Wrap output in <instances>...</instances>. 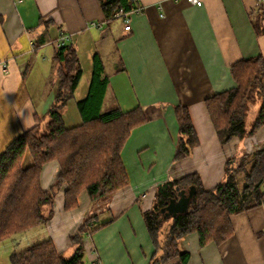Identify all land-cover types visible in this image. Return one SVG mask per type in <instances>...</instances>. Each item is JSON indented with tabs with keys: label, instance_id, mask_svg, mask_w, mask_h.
I'll list each match as a JSON object with an SVG mask.
<instances>
[{
	"label": "crops",
	"instance_id": "0c3cea01",
	"mask_svg": "<svg viewBox=\"0 0 264 264\" xmlns=\"http://www.w3.org/2000/svg\"><path fill=\"white\" fill-rule=\"evenodd\" d=\"M201 2L197 7L184 0H137L142 10L131 17L130 31H124L119 20L105 22L98 0H0V153L18 134L46 122L57 79L53 56L62 34L75 47L82 71L73 98L61 111L74 110L70 126L81 122L76 103L87 96L95 54L109 80L102 111L105 104L108 110L124 111L137 105L161 107L160 116L130 132L120 152L128 184L105 206L112 222L83 239L86 262L150 264L153 246L142 213L151 209L157 184L197 173L203 187L211 189L223 180L228 157L264 148L262 129L221 145L204 103L235 87L233 63L264 58V0ZM112 55L116 63L109 73L106 60ZM178 104L187 107L199 145L173 162ZM57 172L56 161L43 165V190L50 189ZM65 189L62 185L53 196L46 225L23 238L25 246L49 237L58 252L72 253L70 237L87 214L100 209L82 190L77 205L65 210ZM229 217L233 232L226 240L201 247L191 233L178 243L188 254L186 261L175 257L164 264H264V203Z\"/></svg>",
	"mask_w": 264,
	"mask_h": 264
},
{
	"label": "trees",
	"instance_id": "16d2710c",
	"mask_svg": "<svg viewBox=\"0 0 264 264\" xmlns=\"http://www.w3.org/2000/svg\"><path fill=\"white\" fill-rule=\"evenodd\" d=\"M98 3L107 23L114 20L119 7L129 11L138 6L137 0ZM98 57H93L87 96L76 103L81 122L67 126L61 111L73 98L82 71L72 44L56 46L53 60L57 63V79L46 122L18 134L0 153V241L43 228L53 215V196L62 185L66 186L65 210L74 208L77 195L85 190L90 204L100 211L87 214L78 233L70 237L73 251L69 256L58 252L51 238L38 237L21 250H13L10 264H98L84 260L83 239L113 220L105 206L128 184L120 152L130 132L161 115V107L155 105L102 111L109 80ZM230 74L235 87L204 101L221 145L264 130V58L241 59L230 66ZM254 106L258 108L251 119L248 114ZM174 114L178 138L173 162H178L191 154L199 140L187 107L176 105ZM50 161L57 162L58 172L50 189L43 190L40 173ZM224 162L223 180L211 189L203 187L197 173L157 184L151 209L142 213L153 246L150 264H164L175 257L184 263L188 254L179 250L178 243L191 233L197 235L201 247L220 244L233 232L229 216L264 203V148L228 157ZM239 177L243 180L241 188ZM191 188L194 193L187 210L167 217L162 210L170 200L177 199L179 191L187 194Z\"/></svg>",
	"mask_w": 264,
	"mask_h": 264
},
{
	"label": "rangeland",
	"instance_id": "374dc122",
	"mask_svg": "<svg viewBox=\"0 0 264 264\" xmlns=\"http://www.w3.org/2000/svg\"><path fill=\"white\" fill-rule=\"evenodd\" d=\"M105 58H107V57H105ZM106 61H107V70L109 71V73H111V71H110L111 70V65H113V64L116 63L115 62V57L112 55ZM254 109L255 108H252L250 110L249 114H248V116L250 118H251V116L254 113ZM106 110H108L107 109V104H105V106L103 107V111H106ZM62 113H63V116L65 117L66 124L68 126H70L71 124H73V122L70 120V117L73 115L72 113H75L74 110L71 111L69 109V107H66V109H64V111ZM242 185H243L242 177H239V179H238V186H239V188H241ZM33 233H36V232L27 233L26 235H28V236H29V234L30 235H33ZM26 235L21 236V237H19L17 239H13L14 242H13V240H2V241H0V264H10L9 263V256H10V254L13 252V250H21L22 248H24L23 246H25V240L23 238H25ZM41 238L42 237H39V239H41ZM35 241H33V242H35ZM67 256H69V255H67Z\"/></svg>",
	"mask_w": 264,
	"mask_h": 264
},
{
	"label": "built area",
	"instance_id": "2783aa9c",
	"mask_svg": "<svg viewBox=\"0 0 264 264\" xmlns=\"http://www.w3.org/2000/svg\"><path fill=\"white\" fill-rule=\"evenodd\" d=\"M186 1V3H188L189 5H194V6H201L202 2L201 0H184ZM142 8L137 6L132 10H125L123 7H119L114 15H113V19L114 20H119L123 23V30L124 31H130V21H131V17L135 14H139L141 12ZM68 40V36L67 35H60L58 37L57 40V45L56 46H60L66 43V41ZM264 202V201H262Z\"/></svg>",
	"mask_w": 264,
	"mask_h": 264
},
{
	"label": "water",
	"instance_id": "95a60500",
	"mask_svg": "<svg viewBox=\"0 0 264 264\" xmlns=\"http://www.w3.org/2000/svg\"><path fill=\"white\" fill-rule=\"evenodd\" d=\"M193 193V188H191L187 194H185L183 191H179L177 194V199H171L162 212H164L167 217L171 218H174L177 214L185 212L188 207L187 204H189Z\"/></svg>",
	"mask_w": 264,
	"mask_h": 264
}]
</instances>
